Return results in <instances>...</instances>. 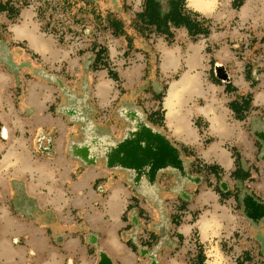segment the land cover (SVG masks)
I'll return each mask as SVG.
<instances>
[{"label":"crops","instance_id":"1","mask_svg":"<svg viewBox=\"0 0 264 264\" xmlns=\"http://www.w3.org/2000/svg\"><path fill=\"white\" fill-rule=\"evenodd\" d=\"M173 2L153 52L159 74L142 66L150 86L116 90V77L130 75L108 69L93 101L82 73L68 87L38 80L20 90L0 67V264H195L186 256L193 237L206 248L203 264H224L218 251L225 264L264 259L263 61L251 34L235 40L240 51L221 40L227 32L212 36L213 58L187 26L164 34ZM250 10L238 17L253 26ZM54 45L36 48L61 55ZM184 77L170 123L167 97ZM8 202L23 213L6 211Z\"/></svg>","mask_w":264,"mask_h":264},{"label":"rangeland","instance_id":"2","mask_svg":"<svg viewBox=\"0 0 264 264\" xmlns=\"http://www.w3.org/2000/svg\"><path fill=\"white\" fill-rule=\"evenodd\" d=\"M174 1H180L185 18L189 15L202 28L209 29L206 35L200 31L194 37L203 42L208 39L205 51L212 58L218 47L212 41L214 36L218 40L228 39L232 49L240 51L241 43L235 40L251 34L254 39L251 50L263 61L259 68L264 69V0H243L237 8L234 7V0H211L212 3L207 7L202 3L205 0H200V4L193 0ZM170 2L171 0H0V52L9 50L6 58L0 57V67L13 74L14 79L20 80V90H24L28 82L38 80L56 85L61 80L62 86L68 87L77 83L82 73L85 79L81 83L83 94L92 95L93 101H97L100 96L96 88L100 84L98 75L105 74L108 69L117 73L128 71L127 74L130 75L116 77V90L130 89L131 81H135V85L150 86L153 78L148 77L149 71L144 75L147 68L142 66L150 64L159 74V56L155 57L153 52H156L159 42L164 38L161 31L170 12ZM248 3L253 14L249 18L257 20L253 26L250 23L243 24L238 17L241 7ZM7 6L17 8L18 15L9 17L5 10ZM201 7L210 8V11L205 13ZM19 28H22L20 32L16 30ZM225 32L228 35L224 37ZM219 34L223 36L220 39L217 37ZM37 44H46L52 49L57 44L63 51L61 55L57 51H51V56L44 57L36 48ZM87 73L91 74V83L88 82ZM159 81L163 85L164 96L168 86L166 81ZM106 92L103 89L102 93ZM150 97L147 94V101ZM119 102V99L115 100L112 105L115 107ZM112 105L107 114L113 112ZM155 112L152 117L160 122L164 111L158 109ZM259 133L264 141V128ZM5 207L8 212L23 213L19 205L8 202ZM195 238L190 241L194 251L186 256L188 260L194 258L195 264H200L201 257L206 261V248ZM218 252L211 255L214 258L220 257V261L225 264V254ZM253 256L256 257L254 264H264L261 255L255 252ZM234 258L237 259L236 255Z\"/></svg>","mask_w":264,"mask_h":264},{"label":"trees","instance_id":"3","mask_svg":"<svg viewBox=\"0 0 264 264\" xmlns=\"http://www.w3.org/2000/svg\"><path fill=\"white\" fill-rule=\"evenodd\" d=\"M180 1H174L173 5H172V12L170 14V18H169V24L166 25L165 29H164V34L166 35H170V31H171V27L172 26H176V27H180V26H187L190 30V33L192 35H195L197 32H204V33H208L209 29L206 28H202V26L199 24V22L197 20H194L191 16L187 15V18L184 17L185 13L182 11V6L179 3ZM243 0H234L233 4L234 7H239L242 4ZM6 13L9 17H15L18 15V9L14 8V7H10L7 6L5 8ZM207 21H209V19H206ZM137 23V21H135V24ZM100 47L101 45L98 44ZM102 48V47H101ZM101 52V50H100ZM100 53L97 54V57H99ZM242 117V116H241ZM164 120V117H161V123L160 125H162V121ZM154 122L157 123V120L154 119ZM159 123V122H158ZM216 166H210V169L212 172L215 173V175H218V171H216ZM204 261V257H201V261L200 264H203Z\"/></svg>","mask_w":264,"mask_h":264},{"label":"bare ground","instance_id":"4","mask_svg":"<svg viewBox=\"0 0 264 264\" xmlns=\"http://www.w3.org/2000/svg\"><path fill=\"white\" fill-rule=\"evenodd\" d=\"M193 1L198 2L200 4V0H193ZM202 3L207 6V5H210L212 3V1L211 0H205ZM16 30L20 32V30H22V28H19ZM171 56L173 57L172 49H167V51L165 52V56H164L163 68H166V66L169 64V62L171 61V59H170ZM188 82H189L188 78L184 77L182 80H176L175 83L173 82V84L171 86V89H170V92H169V95H168L167 101H166V106L168 108L167 116H168L170 123L174 120V117H175L174 103H175V100L178 96V90L181 86L186 85Z\"/></svg>","mask_w":264,"mask_h":264}]
</instances>
